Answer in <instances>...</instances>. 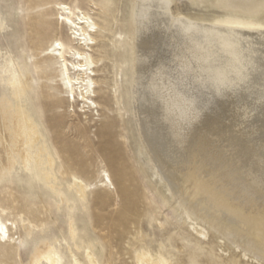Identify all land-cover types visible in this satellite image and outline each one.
I'll return each mask as SVG.
<instances>
[{"label": "bare ground", "instance_id": "obj_1", "mask_svg": "<svg viewBox=\"0 0 264 264\" xmlns=\"http://www.w3.org/2000/svg\"><path fill=\"white\" fill-rule=\"evenodd\" d=\"M176 1L126 3V25L119 33L128 108L141 144L136 162L150 166L199 239L206 237L207 223L236 248L242 246L244 256L264 259V0H188L217 10L200 15L172 9ZM59 4L63 11L54 24L42 11L30 9L23 16L17 26L20 60L9 58L0 66V179L19 165L63 200L55 158L28 103L32 68L40 67L46 79L56 71L67 93L64 98L45 91V112L57 114L62 104H76L83 114L97 107L95 58L88 49L96 42L98 23L76 6ZM5 25L0 12V30ZM52 32L65 37L47 47ZM43 85L50 88L48 81ZM113 123L104 124L107 132ZM88 131L84 124L81 133L92 147ZM67 169L73 172L69 189L84 199L93 182H85L69 163ZM100 176L103 185L112 184L107 169ZM19 228L29 235L35 226L0 215V243L16 248ZM69 234L75 239L72 224ZM69 251L67 264H99L88 247L84 261ZM134 262L170 264L146 249L135 251ZM25 264L64 263L55 242L42 240Z\"/></svg>", "mask_w": 264, "mask_h": 264}, {"label": "rangeland", "instance_id": "obj_2", "mask_svg": "<svg viewBox=\"0 0 264 264\" xmlns=\"http://www.w3.org/2000/svg\"><path fill=\"white\" fill-rule=\"evenodd\" d=\"M60 2L90 13L98 23L96 42L88 49L95 58L91 65L95 79L92 99L97 107L83 114L76 104H62L54 110L57 114L45 112L41 103L46 97L45 91L64 98L67 93L61 89L56 71L46 79L40 67L32 68L33 84L28 103L45 132L65 198L61 200L51 193L19 165L0 179L1 217L8 222L22 218L35 226L29 235L23 228L18 229L16 248L0 243V264L27 263L42 240L55 242L64 264L70 260V249L84 261L82 251L87 247L99 264H136L134 255L139 249L161 253L170 264H264V259L255 260L249 252L244 256L242 246L236 248L207 223H203L206 237L199 239L182 216L176 198H171L164 184L152 177L150 166L142 168L136 162L135 149H141V144L128 108L125 52L119 33L126 25L127 0H0V12L6 22L5 28L0 30V66L9 58L20 60L22 46L16 41L22 39V34L18 33L17 26L24 21L23 16L30 9L42 11L54 24L58 12L63 11L58 9ZM187 2L178 0L171 8L191 15L217 11L215 7L207 9ZM58 37L65 34L50 33L45 46H50ZM35 61L32 57L31 62ZM115 79L116 91L112 87ZM46 81L49 89L43 85ZM100 94L106 99L99 97ZM110 120L114 123L107 132L104 124ZM84 124L89 126L92 147L81 133ZM68 163L85 182H93L84 199L68 187L73 181ZM103 168L112 181L107 186L100 181ZM70 224L75 229V239L69 234ZM262 251L264 253V248Z\"/></svg>", "mask_w": 264, "mask_h": 264}, {"label": "snow or ice", "instance_id": "obj_3", "mask_svg": "<svg viewBox=\"0 0 264 264\" xmlns=\"http://www.w3.org/2000/svg\"><path fill=\"white\" fill-rule=\"evenodd\" d=\"M57 47H59V45L57 44Z\"/></svg>", "mask_w": 264, "mask_h": 264}]
</instances>
